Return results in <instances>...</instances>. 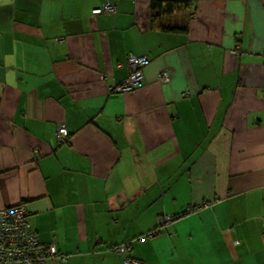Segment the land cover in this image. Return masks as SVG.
Here are the masks:
<instances>
[{
  "label": "crops",
  "instance_id": "0c3cea01",
  "mask_svg": "<svg viewBox=\"0 0 264 264\" xmlns=\"http://www.w3.org/2000/svg\"><path fill=\"white\" fill-rule=\"evenodd\" d=\"M150 1L0 0V208L46 264H264V0Z\"/></svg>",
  "mask_w": 264,
  "mask_h": 264
},
{
  "label": "built area",
  "instance_id": "2783aa9c",
  "mask_svg": "<svg viewBox=\"0 0 264 264\" xmlns=\"http://www.w3.org/2000/svg\"><path fill=\"white\" fill-rule=\"evenodd\" d=\"M115 12V7L110 3L92 10L93 15L114 14ZM126 63L131 71L130 76L121 85L109 87L110 92L124 93L140 86L143 79L142 69L150 63V60L146 56L129 55ZM157 79L160 82H168L169 75L163 71L158 74ZM57 137L61 143L67 141L68 132L65 126L62 125L57 129ZM194 210L195 207H189L190 213H193ZM171 219L169 215L160 217L158 226L155 227L154 231L147 233L139 240L143 241L145 237L151 238L155 234H159L162 232L164 225L170 223ZM128 249L127 245H119L112 250L119 254L127 252ZM57 257L63 259V256L58 253L53 244L41 243L37 236L32 233L29 215L23 205L0 208V264H46L49 259ZM131 262L128 259L125 264ZM133 264H137V262L134 261Z\"/></svg>",
  "mask_w": 264,
  "mask_h": 264
},
{
  "label": "trees",
  "instance_id": "16d2710c",
  "mask_svg": "<svg viewBox=\"0 0 264 264\" xmlns=\"http://www.w3.org/2000/svg\"><path fill=\"white\" fill-rule=\"evenodd\" d=\"M195 1L196 0H151L150 19L152 28L161 32H174L175 30H179V28L163 24L162 19L181 12L189 11ZM32 233L36 235L33 230Z\"/></svg>",
  "mask_w": 264,
  "mask_h": 264
}]
</instances>
